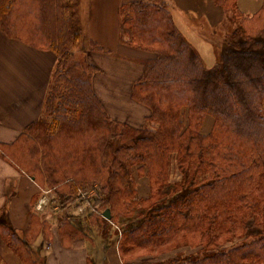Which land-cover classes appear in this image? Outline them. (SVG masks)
<instances>
[{"label":"trees","instance_id":"1","mask_svg":"<svg viewBox=\"0 0 264 264\" xmlns=\"http://www.w3.org/2000/svg\"><path fill=\"white\" fill-rule=\"evenodd\" d=\"M214 2L231 23L212 67L165 0L121 6L119 42L150 55L132 89L150 112L137 129L110 118L93 89L99 69L75 59L83 37L84 52L112 53L81 33L67 0H0V30L58 59L42 116L0 153L62 202L95 190L94 207L109 208L113 223L140 217L121 228L124 264H264V7L246 15L238 0ZM134 173L148 180V197L139 198ZM67 227L79 229L63 222V241ZM34 230L25 240L10 230L1 237L29 261ZM183 248L195 252L160 260Z\"/></svg>","mask_w":264,"mask_h":264},{"label":"crops","instance_id":"2","mask_svg":"<svg viewBox=\"0 0 264 264\" xmlns=\"http://www.w3.org/2000/svg\"><path fill=\"white\" fill-rule=\"evenodd\" d=\"M130 1L133 0H81V3L88 7V38L112 53L87 54V61L99 69L93 77L94 92L112 120L141 129L150 112L132 99V89L143 73L140 62L150 55L119 42L120 8ZM165 2L178 29L205 64L214 66L219 43L207 39L201 29L215 31L225 19L222 8L214 0ZM238 6L244 14L254 15L264 7V0H238ZM57 63L55 53L10 39L0 30V145L14 142L42 116ZM212 126L213 119L206 117L202 133H210ZM144 179L139 178L138 192L146 198L149 191L140 193ZM41 190L33 178L0 153V264H124L116 244L102 250L97 249L96 243L92 245L90 239L67 245L66 239L63 241L59 236L63 222L51 213L57 208L50 204L43 213H37L41 210L37 208ZM33 215L39 222L31 223ZM30 229L37 233V238L27 244L31 259L25 261L1 235L10 230L25 240Z\"/></svg>","mask_w":264,"mask_h":264},{"label":"rangeland","instance_id":"3","mask_svg":"<svg viewBox=\"0 0 264 264\" xmlns=\"http://www.w3.org/2000/svg\"><path fill=\"white\" fill-rule=\"evenodd\" d=\"M72 0H67L69 2V10L72 15H74L76 24L83 35L87 36V17H88V7H82V4L75 7ZM76 12V13H75ZM223 20L220 22L217 27L214 28L215 31H211L209 28H202V34L206 35V38L211 39L214 42H223L225 36L229 33L228 26L229 23ZM228 25V26H226ZM226 40V39H225ZM88 43L86 38L83 37L81 42L79 43L78 49L75 53V59L82 61L83 58L87 57L89 52H84V49L87 47ZM125 54V53H123ZM206 63V62H205ZM134 179L136 180L137 184L141 183L138 178L137 173H134ZM142 185H144L142 187ZM43 190L41 197L38 199V202L44 200L43 208L39 210L37 213H43L45 209H47L50 204L56 207V210L51 211L52 215L54 214L55 217H59L62 222L71 221L73 222L79 229H72L65 228L64 232L72 234L71 237L68 236L66 239L67 244H79V242L90 239L92 241V245L97 247L98 250H102V247H107L110 245H117L118 240L121 235V228L129 227L134 228L136 227L141 219L140 217H133L131 219H121L120 223H113L112 221H108V224L103 223L101 220H96L98 215L100 214L99 209L94 207L95 198L98 196V192L95 190H88V191H80L78 192L77 196L72 198L71 200L62 202L58 195L55 193V189L49 187H42ZM150 192L149 182L147 179H144V183L140 185V193ZM190 190L186 188L183 191V195L189 193ZM139 195V192H138ZM178 195V194H177ZM176 195V196H177ZM139 196V198H145ZM149 196V195H148ZM147 196V197H148ZM174 196L172 199H174ZM171 199V200H172ZM103 217V216H102ZM104 218V217H103ZM106 220V219H105ZM79 230V231H78ZM77 231V232H76ZM35 235V234H33ZM31 235V236H33ZM35 237V236H34ZM32 242V241H30ZM195 251L190 249H178L177 251L164 254L160 257V260H168L169 258H173L176 255H190L193 254ZM156 260H159L156 259ZM135 264H139L135 262Z\"/></svg>","mask_w":264,"mask_h":264},{"label":"water","instance_id":"4","mask_svg":"<svg viewBox=\"0 0 264 264\" xmlns=\"http://www.w3.org/2000/svg\"><path fill=\"white\" fill-rule=\"evenodd\" d=\"M103 217L107 221H110L111 220L112 214H111V210L109 208L105 210V212L103 213Z\"/></svg>","mask_w":264,"mask_h":264},{"label":"built area","instance_id":"5","mask_svg":"<svg viewBox=\"0 0 264 264\" xmlns=\"http://www.w3.org/2000/svg\"><path fill=\"white\" fill-rule=\"evenodd\" d=\"M44 202H45L44 200H41V201L39 202V204L37 205V208H38V209H42V208H43L42 206L44 205Z\"/></svg>","mask_w":264,"mask_h":264}]
</instances>
